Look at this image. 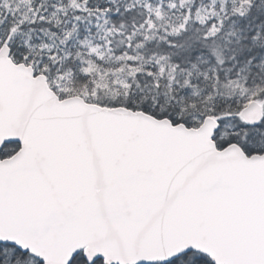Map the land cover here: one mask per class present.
I'll return each instance as SVG.
<instances>
[{
	"label": "snow or ice",
	"instance_id": "obj_1",
	"mask_svg": "<svg viewBox=\"0 0 264 264\" xmlns=\"http://www.w3.org/2000/svg\"><path fill=\"white\" fill-rule=\"evenodd\" d=\"M0 264H264V0H0Z\"/></svg>",
	"mask_w": 264,
	"mask_h": 264
}]
</instances>
